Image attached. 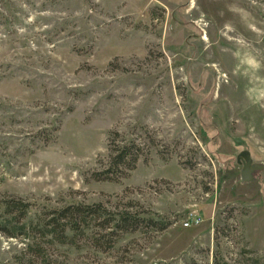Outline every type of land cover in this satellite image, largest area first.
I'll return each instance as SVG.
<instances>
[{
    "label": "rangeland",
    "instance_id": "1",
    "mask_svg": "<svg viewBox=\"0 0 264 264\" xmlns=\"http://www.w3.org/2000/svg\"><path fill=\"white\" fill-rule=\"evenodd\" d=\"M113 129L143 154L127 177L93 179ZM244 149L264 163V0H0V197L122 194L175 218L127 234L121 264H264V170L240 180ZM22 246L0 232V264Z\"/></svg>",
    "mask_w": 264,
    "mask_h": 264
},
{
    "label": "trees",
    "instance_id": "2",
    "mask_svg": "<svg viewBox=\"0 0 264 264\" xmlns=\"http://www.w3.org/2000/svg\"><path fill=\"white\" fill-rule=\"evenodd\" d=\"M108 149V158L102 166L91 171L93 179L118 181L127 177L143 154L137 138L125 137L117 129L109 132ZM123 196L115 194L114 203L110 199H80L59 205H37L35 200L14 194L1 196L0 232L23 240L11 264H63L57 252L60 246L79 252H104L116 256L121 264L128 260L126 252L130 243H122L127 234L140 232V236L150 239L175 221ZM247 252L257 253L251 248ZM258 263L256 255L248 264ZM213 264L233 263L215 257Z\"/></svg>",
    "mask_w": 264,
    "mask_h": 264
},
{
    "label": "water",
    "instance_id": "3",
    "mask_svg": "<svg viewBox=\"0 0 264 264\" xmlns=\"http://www.w3.org/2000/svg\"><path fill=\"white\" fill-rule=\"evenodd\" d=\"M250 152L249 149H244L239 152L236 157L238 163L242 165L240 170V180L245 183L254 181L257 171L260 172L261 170H264V163L254 161Z\"/></svg>",
    "mask_w": 264,
    "mask_h": 264
},
{
    "label": "built area",
    "instance_id": "4",
    "mask_svg": "<svg viewBox=\"0 0 264 264\" xmlns=\"http://www.w3.org/2000/svg\"><path fill=\"white\" fill-rule=\"evenodd\" d=\"M192 220H193L195 223H197V222H199L200 217H195V218L193 217ZM189 223H190V221H187V220H186V221L184 222V225H189Z\"/></svg>",
    "mask_w": 264,
    "mask_h": 264
},
{
    "label": "crops",
    "instance_id": "5",
    "mask_svg": "<svg viewBox=\"0 0 264 264\" xmlns=\"http://www.w3.org/2000/svg\"><path fill=\"white\" fill-rule=\"evenodd\" d=\"M260 250V249H259ZM264 251V250H263Z\"/></svg>",
    "mask_w": 264,
    "mask_h": 264
}]
</instances>
